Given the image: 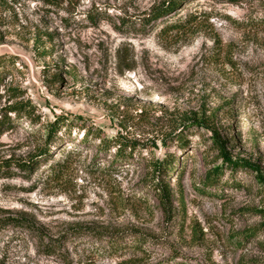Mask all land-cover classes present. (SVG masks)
Here are the masks:
<instances>
[{
    "label": "rangeland",
    "instance_id": "374dc122",
    "mask_svg": "<svg viewBox=\"0 0 264 264\" xmlns=\"http://www.w3.org/2000/svg\"><path fill=\"white\" fill-rule=\"evenodd\" d=\"M162 1L0 0V264H264V0Z\"/></svg>",
    "mask_w": 264,
    "mask_h": 264
},
{
    "label": "trees",
    "instance_id": "16d2710c",
    "mask_svg": "<svg viewBox=\"0 0 264 264\" xmlns=\"http://www.w3.org/2000/svg\"><path fill=\"white\" fill-rule=\"evenodd\" d=\"M190 0H163L162 3L157 6L147 17L145 24H143L144 26L151 24L153 21L168 16L170 14L173 13V11L175 10V7L179 4V3H186ZM92 16V15H91ZM90 16V20L92 19V17ZM196 21V17L193 16H188L187 19L185 20H177L174 21L173 23H169L166 24L164 26L165 30L167 32H174V31H183L186 30L187 28L191 27L192 24H194V22ZM11 109L14 110H20L22 109L20 104L17 105L16 107L12 106ZM65 121H68L67 118H56L54 121H52V123L50 124V128H49V133H48V138L52 135L53 132H55L57 130V127L61 126L62 124H64ZM182 144L186 143V140L184 137L179 138L178 139ZM214 143L216 144V148L219 150L220 153V157L222 158V160H224V162L230 166L233 169H238V168H243V169H248L250 171H252L254 173V177L256 178V180L263 184L264 186V173L261 171L260 166H258L255 163H252L249 160H246L244 158H238V159H232V157L228 154V152L225 150L224 148V142H222V140L219 139V137L213 138ZM46 154L48 153V151H42L41 154ZM68 154V153H67ZM118 155H122V153H120L118 151ZM170 159H163L160 161H156V163H154V165H152V181L151 183L154 184V186L156 187L155 191H157V195H159L161 200H164V202L168 201L169 198V191H168V185L167 183H165L164 181V176L167 172V166L170 165ZM0 165V172L3 170V166ZM31 165L28 163L25 168H27L28 170H32ZM58 169L60 168L59 166H56ZM57 171L56 169L53 170V172ZM52 172V173H53ZM15 223V224H20L21 222L18 221H8V223ZM91 231L89 229H87L86 227L84 228H76L75 229V233H90ZM252 234H254L255 232H251ZM112 245H115V247H117L118 245L120 246H125V244H120V243H113Z\"/></svg>",
    "mask_w": 264,
    "mask_h": 264
}]
</instances>
